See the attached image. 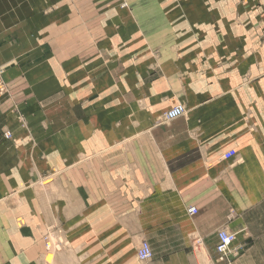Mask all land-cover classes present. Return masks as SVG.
Wrapping results in <instances>:
<instances>
[{"label":"crops","instance_id":"1","mask_svg":"<svg viewBox=\"0 0 264 264\" xmlns=\"http://www.w3.org/2000/svg\"><path fill=\"white\" fill-rule=\"evenodd\" d=\"M0 80V264H264V0H0Z\"/></svg>","mask_w":264,"mask_h":264},{"label":"built area","instance_id":"2","mask_svg":"<svg viewBox=\"0 0 264 264\" xmlns=\"http://www.w3.org/2000/svg\"><path fill=\"white\" fill-rule=\"evenodd\" d=\"M183 113V108L181 106H177L170 110L166 117L168 119L176 118L177 116H180ZM195 209H191L190 213H195ZM217 241L215 244V251L218 254V259L220 262H224L225 264L229 263L230 256L235 252L232 246V240L233 236L231 233L227 232L224 229H218L217 230ZM151 256V250L150 246L147 243H143L138 250V257L142 260L147 259Z\"/></svg>","mask_w":264,"mask_h":264},{"label":"rangeland","instance_id":"3","mask_svg":"<svg viewBox=\"0 0 264 264\" xmlns=\"http://www.w3.org/2000/svg\"><path fill=\"white\" fill-rule=\"evenodd\" d=\"M5 90H6V86H5V84H4V82L2 81V80H0V100L4 97V93H5ZM12 103V102H11ZM178 104H181L183 107H184V113L186 112V109H185V105L183 104V103H178ZM178 104H176V105H178ZM175 105V106H176ZM174 107V106H173ZM171 109V108H170ZM8 111L10 112V114L12 115V116H14V118H15V121H16V123H17V125H18V128L19 129H22L23 131H25L26 132V135L30 138V136H31V134H30V132H29V130H28V121H27V118H26V115H24L23 113H20L19 111H18V108H17V105L16 104H14L13 103V105L11 106V108L9 107V109H8ZM8 111H6V112H3V113H1L2 115H7V114H5V113H7ZM165 114V113H164ZM164 114H163V119H164ZM178 118V117H177ZM165 120V119H164ZM166 121H169V120H166ZM1 134H2V138L4 139V140H6V141H8V140H10L11 138H12V132H11V130L10 129H8L7 128V126L5 125V126H2L1 127ZM39 180V179H38ZM38 180H36V182L38 181ZM40 181V180H39ZM39 181L37 182V183H39ZM35 182V183H36ZM223 228H225L226 230H228L226 227H223ZM222 229V228H221ZM229 231V230H228ZM231 232V231H230ZM233 233V232H232ZM235 240V239H234ZM47 242V241H46ZM45 242V243H46ZM146 242V241H145ZM234 242V241H233ZM233 244V243H232ZM46 245V244H45ZM47 246V245H46ZM49 247H51V244L49 245ZM138 249V248H137ZM151 249V248H150ZM152 252V251H151ZM136 253H137V251H136ZM137 257V256H136ZM152 257V256H151ZM150 257V258H151ZM138 259V258H137ZM139 260V259H138ZM139 261H141V260H139ZM145 261V260H144ZM229 264V263H228Z\"/></svg>","mask_w":264,"mask_h":264},{"label":"bare ground","instance_id":"4","mask_svg":"<svg viewBox=\"0 0 264 264\" xmlns=\"http://www.w3.org/2000/svg\"><path fill=\"white\" fill-rule=\"evenodd\" d=\"M177 106H181V107L183 108V113H182L180 116H182V115L184 114V111H185V110H184V107H183L181 104H178V105L172 107L171 109H169V110H167V111L165 112V114H164V119H165V120H173V119H175V118H173V119H168V118L166 117V115H167V113H168L170 110H172L173 108H175V107H177ZM180 116H177V117H180ZM177 117H176V118H177ZM191 209H195V208H194V207L189 208V209H188V212H189V213H190V210H191ZM190 214H191V213H190ZM222 229L226 230L225 228H222ZM226 231L229 232V233H231V235L233 236V240H232V242H231V243H233V241H234V239H235V234L232 233V232H230V231H228V230H226ZM143 243H147V242L142 241V242L140 243V245H139V247H138V249H137V253H136L137 258H138L139 260H141V261L147 260V259H149V258L152 256V252H151V256H150L149 258H147V259L142 260V259H140V258L138 257V250L140 249V247H141V245H142ZM147 244H148V243H147ZM46 245L49 246L48 243H46ZM231 247H232V246H231ZM150 250H151V249H150Z\"/></svg>","mask_w":264,"mask_h":264}]
</instances>
